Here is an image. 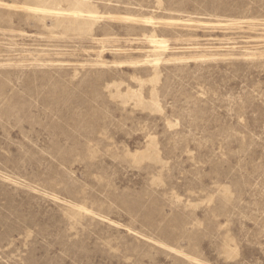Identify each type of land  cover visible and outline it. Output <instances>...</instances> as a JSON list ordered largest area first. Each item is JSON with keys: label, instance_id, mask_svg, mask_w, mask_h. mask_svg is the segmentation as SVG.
I'll return each instance as SVG.
<instances>
[{"label": "rangeland", "instance_id": "1", "mask_svg": "<svg viewBox=\"0 0 264 264\" xmlns=\"http://www.w3.org/2000/svg\"><path fill=\"white\" fill-rule=\"evenodd\" d=\"M0 264H264V0H0Z\"/></svg>", "mask_w": 264, "mask_h": 264}]
</instances>
